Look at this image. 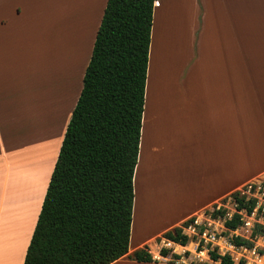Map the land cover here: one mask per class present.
Returning <instances> with one entry per match:
<instances>
[{"label": "crops", "instance_id": "0c3cea01", "mask_svg": "<svg viewBox=\"0 0 264 264\" xmlns=\"http://www.w3.org/2000/svg\"><path fill=\"white\" fill-rule=\"evenodd\" d=\"M107 2L79 0L57 19L43 0H0V264H24L50 182L45 189L43 182L39 184L43 191L33 226L30 197L36 198L37 181L27 183L28 209L17 220L16 165L30 170L26 161L17 164L16 149L21 147L17 138L34 134L32 60L41 57L42 41L52 40L55 49L74 51L66 91L63 83L56 89L58 71L49 81V92L53 94L55 88L61 96L59 103L54 101L58 117L70 112L65 126L59 122L53 128L55 133L63 129L56 164ZM263 180L264 5L258 0L157 1L130 248L111 264H187L180 262L182 258L161 257L158 240L192 218L201 222L207 211L218 208L234 192ZM146 246L156 249L151 251L156 261L131 259ZM173 253L201 256L198 249L182 246Z\"/></svg>", "mask_w": 264, "mask_h": 264}, {"label": "trees", "instance_id": "16d2710c", "mask_svg": "<svg viewBox=\"0 0 264 264\" xmlns=\"http://www.w3.org/2000/svg\"><path fill=\"white\" fill-rule=\"evenodd\" d=\"M157 1L108 0L24 264H111L129 253ZM243 190L230 196L233 214L224 207L206 212L211 220L222 221L227 232L243 227L244 215L264 218L258 198L244 193L247 187ZM195 221L165 233L164 240L187 246L191 240L184 228ZM260 235L264 226L257 225L249 239L233 235L231 245L254 249ZM209 255L218 264H235L230 254L214 250ZM160 256L182 258L167 247ZM131 259L156 261L147 246Z\"/></svg>", "mask_w": 264, "mask_h": 264}, {"label": "rangeland", "instance_id": "374dc122", "mask_svg": "<svg viewBox=\"0 0 264 264\" xmlns=\"http://www.w3.org/2000/svg\"><path fill=\"white\" fill-rule=\"evenodd\" d=\"M78 1L79 0H43V3L46 9L50 8L51 11L52 9H54L55 15L58 19L61 14L70 11L69 8L75 7ZM260 1L262 5H264V0H258V3H260ZM33 4L34 2H32V5ZM40 45L42 49L41 57L35 58L34 61L32 60L31 67L32 97L30 103V120L31 126L34 130V134H32L30 138L26 139H23L24 135L20 138H17V146L20 145L21 147L18 150L16 149L17 164L26 161V168H30V170L26 172V169L24 167L16 165V211L18 207L21 208H19L20 210L18 209V211L16 212L17 220L23 218L24 215H26V211L28 209V197L27 200L24 199L27 196V190H29L27 183L28 185H30L34 182V180L37 181V186L36 188L34 187L36 190V198H34L33 195L30 197V202L34 204L33 214L30 216V222L32 226L34 223L33 220L35 219L37 210L41 203L39 202V197L43 189L39 186V184L43 182L42 186L45 189V184H47L48 179L50 181V172L55 164L54 160L60 144L59 140L61 138V135L63 134V129L61 132V128H58L57 134L55 133L53 128L59 122L62 123V126H65L67 115L70 114V112L68 111L67 114L64 113V116L62 114V116L58 117L59 107L57 106L58 104H55V102L58 100L59 103L61 96L59 93L58 95L55 94L57 91L55 90V88L53 90V94L49 92V88L51 85L49 81L53 78V74L58 71V84H56V89H59V87H61V83H63V87H65L66 91L68 79L70 77V74L74 70L73 68L75 64V61L73 63L74 51L72 52V50L69 49L70 47H67V49L63 50L59 47H56L55 49L52 40H50V42H48L47 44L43 43L42 41ZM76 59H78L77 53ZM84 68V65L80 67V76H82ZM83 80L84 79L82 77L81 84ZM72 101L73 99L71 100L70 105ZM28 128L29 125H27L26 129H24L25 132L28 130ZM44 154H46V158L43 160ZM263 183L264 180L258 183L250 184L256 185V189H254V191L250 194H248L247 192L245 193L248 196H254L258 198V207H262L264 211V193L259 190V187L264 186ZM20 189H23V193L21 194L19 193ZM243 189H241L240 191H244ZM248 190H250V187ZM33 199L34 202L32 201ZM22 207H25V209H22ZM220 207L228 209L230 214L236 212L235 204L233 203L231 197L224 199L221 202V205L218 206V208ZM213 210L214 209L209 211L212 212ZM244 217L246 224L243 227H241L236 232H227V229L225 228L222 221H213L209 218V216H203L201 218V224H199L200 228H197L194 232H189V235L187 234L190 237V243L185 247L182 246L184 250H187V248L198 249V253L200 252L201 254V256L199 257L202 258V262L198 256H190L187 253L182 254V259L180 260V262H186L187 264H218L212 261L209 255L210 251L216 250L221 255L230 254L233 257L235 264H238L241 261L244 264H264V235H260L259 237H257V239H255V248L251 250L243 247H234L233 245H231V238L234 234L249 239L252 236L253 232L257 229V225L264 226V218L260 213H254L251 216L244 215ZM200 229H203L205 234L204 232L201 233ZM160 243L162 247H167L172 250H177L179 249V247H181L180 245L175 246L173 244L171 245V247H169L167 246L169 243H167L166 240H162V242ZM148 248L150 252L156 251V249H154L152 246H148ZM199 249L202 250L200 251Z\"/></svg>", "mask_w": 264, "mask_h": 264}, {"label": "built area", "instance_id": "2783aa9c", "mask_svg": "<svg viewBox=\"0 0 264 264\" xmlns=\"http://www.w3.org/2000/svg\"><path fill=\"white\" fill-rule=\"evenodd\" d=\"M264 184V183H263ZM262 185V184H261ZM260 185V186H261ZM252 186H255V185H248L247 186V191H245V192H247L248 194H250L251 193V191L253 190V188H252ZM258 186V185H257ZM249 187H250V190H248L249 189ZM260 189L259 190H261L262 189V186L261 187H259ZM244 192V193H245ZM213 221H216V220H213ZM199 224H201V222H198V221H195L191 226H189V227H187V228H184V233L187 235H189V232H194L197 228H200L199 227ZM200 231H201V233H203L204 231H203V229H200ZM236 232V231H235ZM204 234H205V232H204ZM235 235V234H234ZM236 236H240V235H236ZM167 243H169L167 246H169V247H171V245L172 244H170V242H167ZM235 247V246H234Z\"/></svg>", "mask_w": 264, "mask_h": 264}, {"label": "bare ground", "instance_id": "6f19581e", "mask_svg": "<svg viewBox=\"0 0 264 264\" xmlns=\"http://www.w3.org/2000/svg\"><path fill=\"white\" fill-rule=\"evenodd\" d=\"M22 191H23V189H20V192H19V193H20V194L23 193ZM20 196H21V195H20Z\"/></svg>", "mask_w": 264, "mask_h": 264}]
</instances>
